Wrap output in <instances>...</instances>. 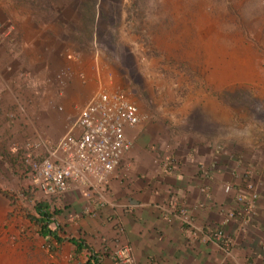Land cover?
Returning <instances> with one entry per match:
<instances>
[{"label":"crops","instance_id":"1","mask_svg":"<svg viewBox=\"0 0 264 264\" xmlns=\"http://www.w3.org/2000/svg\"><path fill=\"white\" fill-rule=\"evenodd\" d=\"M4 10L0 4V156L13 151V142L59 138L65 115L94 96L98 74L110 72L103 54L97 63L99 55L80 52L73 38L64 44V35L77 34L78 13L69 34L57 19L28 12L11 20ZM190 103L181 115L199 106ZM220 108L204 105L198 116L197 108L184 129L168 133L147 124L139 108L143 121L126 128L131 149L107 177L104 193L78 188L53 198L63 208L57 218L66 216L58 235L71 257L83 264L86 254L75 256L68 239L84 242L102 264H121L114 254L125 247L131 264H264V125L222 134ZM229 212L234 218L223 224ZM219 230L224 246L212 237Z\"/></svg>","mask_w":264,"mask_h":264},{"label":"rangeland","instance_id":"2","mask_svg":"<svg viewBox=\"0 0 264 264\" xmlns=\"http://www.w3.org/2000/svg\"><path fill=\"white\" fill-rule=\"evenodd\" d=\"M0 4L8 19H22L30 12L35 19H57L69 34L70 20L78 13L72 28L77 34L67 35V40L64 35V44L70 45L73 38L80 52L103 54L110 66L109 74L96 76L99 86L91 96L123 94L139 106L147 124L162 132L179 125L184 129L189 114L198 108V116L199 108L214 104L221 107L222 134L253 132L264 125V0H0ZM101 61L99 55L96 62ZM192 101L199 106L181 115L179 108ZM76 115V110L65 115L60 135ZM38 201L47 199L30 185L18 155L11 151L1 155L0 264H81L66 244L56 248L51 239L37 235L27 216ZM50 204L61 208L53 199ZM64 218L56 219L61 234L67 226Z\"/></svg>","mask_w":264,"mask_h":264},{"label":"built area","instance_id":"3","mask_svg":"<svg viewBox=\"0 0 264 264\" xmlns=\"http://www.w3.org/2000/svg\"><path fill=\"white\" fill-rule=\"evenodd\" d=\"M140 122L138 106L118 92H100L77 110L70 126L56 140L41 142L27 140L13 146V153L25 170L30 185L45 199L50 200L71 190L96 187L104 190L107 177L120 166L131 149L125 134ZM251 191L252 187L247 186ZM230 186L224 187L230 193ZM255 199L254 194L251 195ZM238 204L245 203L242 196ZM183 222L189 223L185 211L180 209ZM234 218L233 212L224 215L223 224ZM213 239L226 245L221 230L212 233ZM121 264H131L128 248L114 254Z\"/></svg>","mask_w":264,"mask_h":264},{"label":"trees","instance_id":"4","mask_svg":"<svg viewBox=\"0 0 264 264\" xmlns=\"http://www.w3.org/2000/svg\"><path fill=\"white\" fill-rule=\"evenodd\" d=\"M62 209H53L47 202L38 201L33 208V213L27 216L36 226L37 235L43 239H51L54 247H59L64 242V239L58 235L62 227L56 220L61 215ZM67 242L72 246L75 256L85 252L86 259L83 264H102L101 256L81 240L68 239Z\"/></svg>","mask_w":264,"mask_h":264},{"label":"bare ground","instance_id":"5","mask_svg":"<svg viewBox=\"0 0 264 264\" xmlns=\"http://www.w3.org/2000/svg\"><path fill=\"white\" fill-rule=\"evenodd\" d=\"M212 32H213V31H212ZM218 50H220V49H218ZM218 50H217V51H218ZM224 53H225V51H224ZM220 54H221V53H220ZM227 55H228V54H227ZM234 55H235V53H234ZM222 59H224V58H222ZM244 59H245V58H244ZM233 61H234V60H233ZM243 61H244V60H243ZM223 62H224V61H223ZM249 62H250V61H249ZM244 63H245V62H244ZM235 64H236V63H235ZM238 64H239V63H238ZM238 64H237V65H238ZM218 65H219V64H218ZM224 65H225V64H224ZM248 65H249V63H248ZM219 66H220V65H219ZM231 66H232V65H231ZM234 66H235V65H234ZM238 66H239V65H238ZM242 66H243V65H242ZM249 66H250V65H249ZM221 68H222V65H221ZM234 68H235V67H234ZM250 68H251V67H250ZM222 69H223V68H222Z\"/></svg>","mask_w":264,"mask_h":264}]
</instances>
